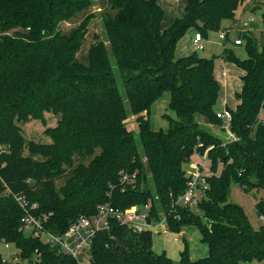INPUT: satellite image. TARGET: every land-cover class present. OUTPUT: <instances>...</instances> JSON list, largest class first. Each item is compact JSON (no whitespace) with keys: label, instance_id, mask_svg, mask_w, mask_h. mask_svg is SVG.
Here are the masks:
<instances>
[{"label":"trees","instance_id":"obj_1","mask_svg":"<svg viewBox=\"0 0 264 264\" xmlns=\"http://www.w3.org/2000/svg\"><path fill=\"white\" fill-rule=\"evenodd\" d=\"M243 2L186 0L183 16L162 29L165 12L157 0H106L107 43L90 44L81 61L77 54L92 15L68 32L59 26L94 0H0V243L14 245L23 264H78L19 230L24 212L14 196L36 204L32 212L48 216L44 228L53 234L81 215H94L100 203L124 209L150 200L152 216L163 213L170 232L196 226L207 246L205 257L191 260L185 243L179 264H264V227L255 229L242 206L228 200L233 183L244 193L264 191V44L243 32L246 57L228 47L221 54L242 71L237 104L225 107L233 138L199 128L201 117L217 129L223 123L214 109L220 92L214 59L195 50L176 56L190 30L203 38L220 31ZM166 92L176 118L168 119L166 130H154L149 109ZM46 112L58 116L43 131L49 142L27 140L20 125L44 121ZM131 114L137 139L125 125ZM205 151L211 173L196 206L201 214L172 206L187 187L184 164ZM143 157L153 194L140 188ZM136 170V187L121 192L119 173ZM255 209L264 216V197ZM90 255L91 264H174L165 252L153 251L150 231L134 233L115 222L96 233Z\"/></svg>","mask_w":264,"mask_h":264},{"label":"rangeland","instance_id":"obj_2","mask_svg":"<svg viewBox=\"0 0 264 264\" xmlns=\"http://www.w3.org/2000/svg\"><path fill=\"white\" fill-rule=\"evenodd\" d=\"M95 4L90 9L81 12L80 14L76 15L72 20L68 22H62L59 26L62 32H68L71 28L78 26L86 15L91 14L92 19H90L85 37L81 44V47L78 51V58L81 61H85L86 54L88 51V47L90 44L101 40L107 43L106 41V34L102 27V16L105 12L108 11V7L106 4V0H94ZM256 8L255 12H252V9ZM264 11V0H244L242 5L236 11L235 17L233 20H226L222 23V27L220 31L209 32L206 38H203V45L204 49L201 51H197V54L201 57L205 58H213L214 59V71L216 72L217 81L220 84V92L214 107L215 112L221 111L225 109V107L235 108L237 104V100L235 99V93H237L241 88V80L240 77L242 75L241 70L237 68L232 63H227L226 67L230 69L227 78L219 77L217 71L220 68L219 63L221 59L222 51L225 47L231 48L235 54L243 59L246 57V53L244 51L243 44L241 46L233 45L232 40L234 39L235 35H230V40L225 42L219 39V34L223 31V28H233L238 30L241 28L242 22L250 15L254 14L255 18L257 19L256 23H254L248 32H252L255 36L256 40L259 44H264V33L262 27L260 26V15ZM168 19L164 20V24ZM195 30H191L188 32L183 38H181L176 47V56H183L189 53L190 48H193L194 45L192 43V36L195 33ZM189 47V49H188ZM219 65V66H218ZM170 95L169 93H164L149 109L148 118L151 123V126L154 130H166L169 126V118H176L174 112L168 109ZM168 118H167V117ZM135 115H129L125 121V125L128 131H132L134 137L138 138V127L136 122ZM259 119L264 120V113L260 112ZM58 120V116L54 115L51 112L44 113V121L43 120H30L24 124H21L20 127L22 129L23 135L27 140H34L39 142H49V137L44 134V130L48 127H53L56 125ZM225 123H219L217 127L223 131H226L224 128ZM200 129L204 131L213 133L220 138H225L221 134L217 132V128H215L211 124H202L199 125ZM229 130V129H228ZM227 132V131H226ZM228 133V132H227ZM229 133L233 136L231 131ZM141 151V149H140ZM198 155V158L196 156ZM194 156V158H192ZM191 156L189 162L184 164L183 169L185 171V175H188L191 171L194 170L197 166H202V159H207L206 151L203 154L194 153ZM145 158H142V168L141 170V178L139 179L140 188L142 191L149 192L151 194L154 193V186L151 183V178L149 171L145 165ZM194 161H198L197 163ZM200 163V164H199ZM210 167V163L207 162ZM208 167V168H209ZM207 169V168H206ZM210 170V169H209ZM221 166L218 165L217 173L220 172ZM211 171V170H210ZM209 171V172H210ZM137 172V170H136ZM211 173V172H210ZM209 173V175H210ZM64 182V179H58L56 184L57 187L61 186ZM264 197V191H252L250 193H244L239 185L233 183L230 189L229 195V202L236 203L244 209L249 222L251 225L256 229L260 226L264 227V220H260L259 216L256 213L255 204L257 201ZM152 200V199H151ZM149 203L151 201L149 200ZM191 210L197 214H201L196 208H191ZM159 229V228H158ZM177 240H174V238ZM185 243L188 246L189 256L191 260H197L203 258L207 255V246L206 244L202 243L200 240V232L196 226L189 225L185 226L182 231L181 235L179 233H152V249L155 253H162L165 252L166 255L171 258L174 264H179V254L183 250ZM0 255L6 259H13L17 257V249L15 246L11 245L9 248H5L4 243H0ZM247 264H257L255 261H251Z\"/></svg>","mask_w":264,"mask_h":264},{"label":"built area","instance_id":"obj_3","mask_svg":"<svg viewBox=\"0 0 264 264\" xmlns=\"http://www.w3.org/2000/svg\"><path fill=\"white\" fill-rule=\"evenodd\" d=\"M257 19L254 14H250L241 25V28L235 30L230 27L223 28L219 34V39L225 40L226 36L235 35L232 40L233 45L241 46L242 40L239 39V34L248 32L250 27L256 23ZM263 32L264 29L262 28ZM203 36L199 32H195L192 38L195 51L204 49ZM224 74V72L222 73ZM216 117L223 120L224 128L228 132L229 137L233 136L229 133V123L231 121V112L228 109H223L216 112ZM200 164V163H199ZM191 171L187 177L186 190L172 201V206H181L184 208H196L199 201L203 198L204 192L207 189L206 177L208 170L202 166H197ZM137 172L119 173L120 191L136 187ZM112 188V186H110ZM110 196V192L107 193ZM20 207L23 209V216L20 219L19 230L26 236L37 238L45 244L57 247L58 251L70 256L78 264H91L90 248L92 240L96 233L101 230L109 228L112 222L121 226H126L134 233H142L150 231L151 233H167L170 232L167 226L166 216L159 213V218H155L151 213V204L132 205L127 208H120L114 206L110 201L100 203L96 206L95 214L92 216H79L74 220L67 230L61 234H53L44 228V223L47 220V215H35L32 210L37 208L36 204H29L22 196H14ZM260 220H264V216H259ZM159 228V229H158ZM174 240H177L175 237ZM12 244L4 243L5 248H9ZM14 246V245H13ZM2 264H18L21 260L18 257L13 259H6L1 257Z\"/></svg>","mask_w":264,"mask_h":264},{"label":"crops","instance_id":"obj_4","mask_svg":"<svg viewBox=\"0 0 264 264\" xmlns=\"http://www.w3.org/2000/svg\"><path fill=\"white\" fill-rule=\"evenodd\" d=\"M157 2L160 4V6L164 9V12H165L164 18H163L162 24H161L162 25V29L168 28L174 22L175 19L182 17L183 14H184V8H185V5H186V0H157ZM165 19H168L167 20L168 22H166L164 24V20ZM189 32H191V30ZM192 38H193V36H192ZM188 49H189V47H188ZM192 51H193V48H190L189 53L192 52ZM189 53H187V54H189ZM219 61L220 62L217 63V64L220 65V68L217 71V73L219 74V77H221V78H227L228 73L230 72V69L226 67V64L229 63V62H225L222 58ZM223 72H224V74H222ZM241 73H242V71H241ZM214 76H216V72L215 71H214ZM215 78H217V77H215ZM262 112L264 113V111H262ZM194 156H196V155H194ZM194 156H192V158H194ZM196 158H198V155L196 156ZM194 162L197 163L198 161H194ZM207 162L209 163V160L204 159V158L202 159V163L204 164V167L207 168L208 175H209V173H210L209 172L210 171L209 170L210 167L207 164ZM179 234L181 235V232Z\"/></svg>","mask_w":264,"mask_h":264},{"label":"water","instance_id":"obj_5","mask_svg":"<svg viewBox=\"0 0 264 264\" xmlns=\"http://www.w3.org/2000/svg\"><path fill=\"white\" fill-rule=\"evenodd\" d=\"M199 120H200V122L202 123V124H209V122H208V120L206 119V118H199ZM215 128H216V126H215ZM217 132L219 133V134H221L222 136H224L225 138H228L229 137V134L226 132V131H223V130H220V129H217Z\"/></svg>","mask_w":264,"mask_h":264}]
</instances>
